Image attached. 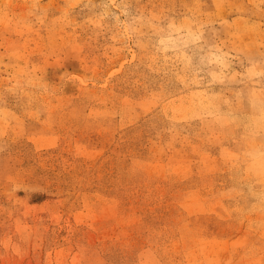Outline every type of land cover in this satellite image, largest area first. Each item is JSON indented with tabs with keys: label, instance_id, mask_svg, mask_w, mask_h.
<instances>
[{
	"label": "rangeland",
	"instance_id": "obj_1",
	"mask_svg": "<svg viewBox=\"0 0 264 264\" xmlns=\"http://www.w3.org/2000/svg\"><path fill=\"white\" fill-rule=\"evenodd\" d=\"M0 264H264V0H0Z\"/></svg>",
	"mask_w": 264,
	"mask_h": 264
}]
</instances>
